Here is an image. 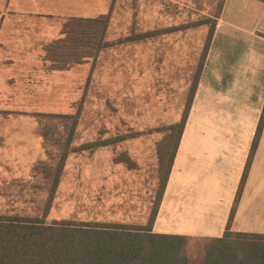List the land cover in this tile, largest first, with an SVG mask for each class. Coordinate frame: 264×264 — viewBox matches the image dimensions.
Segmentation results:
<instances>
[{
	"label": "rangeland",
	"instance_id": "374dc122",
	"mask_svg": "<svg viewBox=\"0 0 264 264\" xmlns=\"http://www.w3.org/2000/svg\"><path fill=\"white\" fill-rule=\"evenodd\" d=\"M215 7L211 0H114L109 46L95 57L59 71L40 58L37 81L18 76L20 83L0 88V214L37 216L50 204L48 221L150 223ZM32 19L30 36L45 37L46 53L68 19L42 27ZM67 117H78L73 132ZM204 243L192 241L196 249Z\"/></svg>",
	"mask_w": 264,
	"mask_h": 264
},
{
	"label": "crops",
	"instance_id": "0c3cea01",
	"mask_svg": "<svg viewBox=\"0 0 264 264\" xmlns=\"http://www.w3.org/2000/svg\"><path fill=\"white\" fill-rule=\"evenodd\" d=\"M211 1L214 32L153 231L222 237L260 133L230 228L264 234V0ZM113 2L0 0V88L38 79L46 40L30 36V18L99 17Z\"/></svg>",
	"mask_w": 264,
	"mask_h": 264
},
{
	"label": "trees",
	"instance_id": "16d2710c",
	"mask_svg": "<svg viewBox=\"0 0 264 264\" xmlns=\"http://www.w3.org/2000/svg\"><path fill=\"white\" fill-rule=\"evenodd\" d=\"M109 18L110 13L92 18L70 17L63 35L46 47L45 60L50 62V67L69 68L74 63L95 57L109 46L106 40ZM213 32L214 28L211 37ZM189 110L183 121L172 127H179V132L167 167L161 200ZM67 118L73 119L70 126L73 132L78 117ZM263 120L264 117L261 124ZM259 136L260 133L254 141L236 203L222 237L190 238L154 232L153 224L159 208L148 224H125L76 219L48 221L50 204H47L42 215L0 214V264H264V234L236 232L230 228ZM103 144L95 143L96 146ZM67 149L68 145L64 157ZM61 169L62 166L59 171ZM196 239L205 241L199 249L192 244Z\"/></svg>",
	"mask_w": 264,
	"mask_h": 264
}]
</instances>
